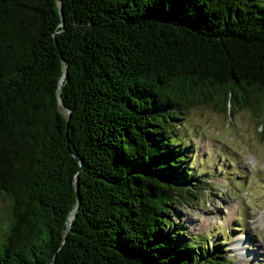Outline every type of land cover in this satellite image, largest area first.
<instances>
[{
	"label": "trees",
	"instance_id": "trees-1",
	"mask_svg": "<svg viewBox=\"0 0 264 264\" xmlns=\"http://www.w3.org/2000/svg\"><path fill=\"white\" fill-rule=\"evenodd\" d=\"M204 102L264 116V0H0V264H229L173 215Z\"/></svg>",
	"mask_w": 264,
	"mask_h": 264
},
{
	"label": "rangeland",
	"instance_id": "rangeland-1",
	"mask_svg": "<svg viewBox=\"0 0 264 264\" xmlns=\"http://www.w3.org/2000/svg\"><path fill=\"white\" fill-rule=\"evenodd\" d=\"M229 105L195 104L175 127L202 188L173 215L186 234L222 241L229 264H264V116Z\"/></svg>",
	"mask_w": 264,
	"mask_h": 264
},
{
	"label": "water",
	"instance_id": "water-1",
	"mask_svg": "<svg viewBox=\"0 0 264 264\" xmlns=\"http://www.w3.org/2000/svg\"><path fill=\"white\" fill-rule=\"evenodd\" d=\"M61 12H62V8H60Z\"/></svg>",
	"mask_w": 264,
	"mask_h": 264
}]
</instances>
